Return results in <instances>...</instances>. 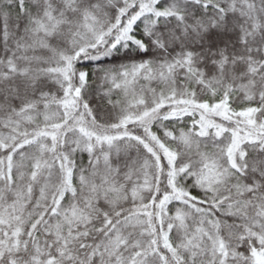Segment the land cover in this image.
<instances>
[{"label": "snow or ice", "instance_id": "obj_1", "mask_svg": "<svg viewBox=\"0 0 264 264\" xmlns=\"http://www.w3.org/2000/svg\"><path fill=\"white\" fill-rule=\"evenodd\" d=\"M0 264H264V0H0Z\"/></svg>", "mask_w": 264, "mask_h": 264}]
</instances>
